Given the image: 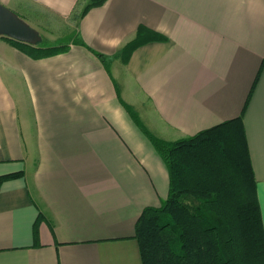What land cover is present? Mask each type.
Segmentation results:
<instances>
[{"label": "crops", "instance_id": "crops-1", "mask_svg": "<svg viewBox=\"0 0 264 264\" xmlns=\"http://www.w3.org/2000/svg\"><path fill=\"white\" fill-rule=\"evenodd\" d=\"M58 21L80 0H0ZM66 54L0 38V264H142L136 224L168 168L128 105L174 142L243 116L264 225V0H108ZM165 37L123 48L140 27ZM88 48L105 56L106 62Z\"/></svg>", "mask_w": 264, "mask_h": 264}, {"label": "trees", "instance_id": "trees-1", "mask_svg": "<svg viewBox=\"0 0 264 264\" xmlns=\"http://www.w3.org/2000/svg\"><path fill=\"white\" fill-rule=\"evenodd\" d=\"M84 1L74 19L108 0ZM2 39L35 60L71 48ZM166 40L140 27L122 50L123 64L141 46ZM75 44L87 47L80 39ZM88 49L106 62L104 55ZM126 109L165 162L170 179L168 199L145 209L136 224L142 264H264V225L243 116L170 142L152 134L128 105ZM21 176L0 177V188Z\"/></svg>", "mask_w": 264, "mask_h": 264}, {"label": "rangeland", "instance_id": "rangeland-1", "mask_svg": "<svg viewBox=\"0 0 264 264\" xmlns=\"http://www.w3.org/2000/svg\"><path fill=\"white\" fill-rule=\"evenodd\" d=\"M6 7L16 13L31 28L40 34L42 37L41 45H69L71 41L79 36L74 17L60 21L51 17L49 21L47 15H41V12L37 11L35 8H25L15 4Z\"/></svg>", "mask_w": 264, "mask_h": 264}, {"label": "water", "instance_id": "water-1", "mask_svg": "<svg viewBox=\"0 0 264 264\" xmlns=\"http://www.w3.org/2000/svg\"><path fill=\"white\" fill-rule=\"evenodd\" d=\"M37 46L41 43L40 34L23 21L16 13L0 4V38Z\"/></svg>", "mask_w": 264, "mask_h": 264}]
</instances>
